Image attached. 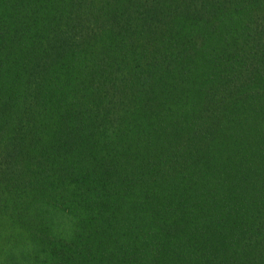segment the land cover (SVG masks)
I'll return each mask as SVG.
<instances>
[{"label": "trees", "instance_id": "1", "mask_svg": "<svg viewBox=\"0 0 264 264\" xmlns=\"http://www.w3.org/2000/svg\"><path fill=\"white\" fill-rule=\"evenodd\" d=\"M0 264H264V0H0Z\"/></svg>", "mask_w": 264, "mask_h": 264}]
</instances>
